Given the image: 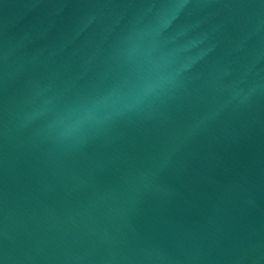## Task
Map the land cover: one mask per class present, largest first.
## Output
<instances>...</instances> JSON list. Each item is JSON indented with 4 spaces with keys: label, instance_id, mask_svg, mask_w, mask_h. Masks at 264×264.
I'll use <instances>...</instances> for the list:
<instances>
[{
    "label": "water",
    "instance_id": "obj_1",
    "mask_svg": "<svg viewBox=\"0 0 264 264\" xmlns=\"http://www.w3.org/2000/svg\"><path fill=\"white\" fill-rule=\"evenodd\" d=\"M0 264H264V0H0Z\"/></svg>",
    "mask_w": 264,
    "mask_h": 264
}]
</instances>
